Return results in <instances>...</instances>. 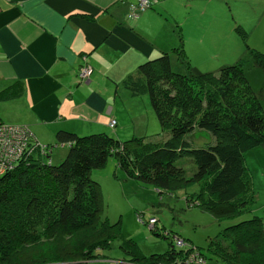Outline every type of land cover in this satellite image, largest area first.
I'll use <instances>...</instances> for the list:
<instances>
[{
    "label": "trees",
    "instance_id": "1",
    "mask_svg": "<svg viewBox=\"0 0 264 264\" xmlns=\"http://www.w3.org/2000/svg\"><path fill=\"white\" fill-rule=\"evenodd\" d=\"M173 51L184 71L174 70L169 53L162 51L123 81L132 95L148 96L161 135L167 136L119 140L106 131L81 135L62 130L53 145L35 139L49 151L36 149L0 175V264L98 260L99 251L109 249L120 234V222L101 217V187L92 177L110 159L127 178L154 187L160 196L198 185V194L186 196L189 208L217 218L244 215L252 201L244 155L264 146V86L255 92L242 60L214 74L192 66L182 48ZM252 56L264 72V54L254 50ZM199 137H208L210 144L197 148ZM55 148L67 149L59 165L53 163ZM155 223L150 230L167 240L168 250L147 258L131 240L123 245L129 261L185 264L194 248L187 249L172 232H158ZM207 250L224 264H264V218L228 226Z\"/></svg>",
    "mask_w": 264,
    "mask_h": 264
},
{
    "label": "crops",
    "instance_id": "2",
    "mask_svg": "<svg viewBox=\"0 0 264 264\" xmlns=\"http://www.w3.org/2000/svg\"><path fill=\"white\" fill-rule=\"evenodd\" d=\"M138 1L0 0V122L29 127L46 146L62 130L119 140L167 136L148 97L123 84L164 51L152 31L157 12L129 18ZM85 64L93 68L89 81L78 79Z\"/></svg>",
    "mask_w": 264,
    "mask_h": 264
},
{
    "label": "rangeland",
    "instance_id": "3",
    "mask_svg": "<svg viewBox=\"0 0 264 264\" xmlns=\"http://www.w3.org/2000/svg\"><path fill=\"white\" fill-rule=\"evenodd\" d=\"M147 11L157 12L156 16L161 19L159 26L155 23L153 35L169 53L174 70L184 71L185 67L173 51L177 48H182L191 65L202 72L218 74L222 68L242 60L251 86L255 92H261L264 72L255 67L252 51L264 54V0H139L129 18L137 20ZM163 22L168 28L163 29ZM87 66L92 68L85 64L79 72ZM262 106L264 109V96ZM209 142L208 137H199L194 145L205 147ZM62 151L55 150L54 165L60 164ZM244 162L252 184V201L244 215L230 219L187 206V194H198V185L160 196L154 187L127 178L119 168L115 170L110 159L106 170H94L92 177L101 187V217L112 224L120 222V234L109 249L99 251L98 260L80 264H132L123 249L131 240L147 258L163 254L169 244L150 230L151 219L157 221L158 232H172L185 240L187 249L193 247V252L205 254L208 264H224L208 253L210 240L234 223L253 216L264 218V146L245 153Z\"/></svg>",
    "mask_w": 264,
    "mask_h": 264
},
{
    "label": "built area",
    "instance_id": "4",
    "mask_svg": "<svg viewBox=\"0 0 264 264\" xmlns=\"http://www.w3.org/2000/svg\"><path fill=\"white\" fill-rule=\"evenodd\" d=\"M92 73V68L87 66L79 72L78 79L87 81ZM115 125L116 121H111L110 127L114 128ZM36 149L41 150L40 152L48 150L46 146L38 145L27 126L0 123V175L12 169L19 160H26ZM154 223L155 220L151 219L150 229ZM185 264H206V259L200 253L192 252Z\"/></svg>",
    "mask_w": 264,
    "mask_h": 264
}]
</instances>
